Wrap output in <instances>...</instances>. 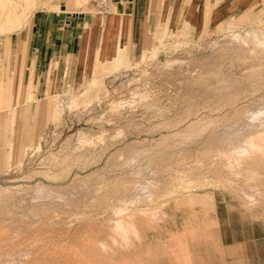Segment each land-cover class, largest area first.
<instances>
[{
	"label": "rangeland",
	"instance_id": "1",
	"mask_svg": "<svg viewBox=\"0 0 264 264\" xmlns=\"http://www.w3.org/2000/svg\"><path fill=\"white\" fill-rule=\"evenodd\" d=\"M46 1L35 0L34 15L60 13ZM95 1L76 10L95 12ZM34 15L13 33L31 32ZM178 29L158 24L137 57L120 50L122 65L97 66L85 80L69 67L56 93L39 100L34 130L30 115H11L14 151L0 189L48 191L20 192L9 207L0 199V264H248L239 246L221 242L218 203L230 239L252 240L259 254L254 247L250 258L264 256V154L244 155L264 133V47L247 36L264 31V19L217 34ZM13 33L0 34V53ZM3 63L0 54V71ZM50 101L59 120L46 118ZM33 209L48 211L37 218Z\"/></svg>",
	"mask_w": 264,
	"mask_h": 264
},
{
	"label": "crops",
	"instance_id": "2",
	"mask_svg": "<svg viewBox=\"0 0 264 264\" xmlns=\"http://www.w3.org/2000/svg\"><path fill=\"white\" fill-rule=\"evenodd\" d=\"M81 2L55 0L53 5L59 7L60 13L42 9L34 15L33 10L28 22L34 15L37 25L32 31L13 33L5 40L0 53L4 61L0 71V169L7 166L14 151L10 144L11 115L15 112L21 120L30 115L34 130L39 100L56 93L65 82L69 67L74 79L82 81L97 66L113 65L114 68L122 58L120 50L127 49L137 57L145 46L149 30L160 23L179 27L177 33L181 35L188 29L205 34L214 30L217 34L242 26L248 20L264 19V0H114L115 11L107 16L76 10V4ZM165 29L167 26L161 30ZM28 95L33 96V101L25 103ZM54 109L52 101L46 104L47 119H52ZM34 138L32 133L30 140ZM215 212L224 248L232 251L239 246L240 257H246L248 264H264V256L260 259L258 255L259 260H252L249 255L254 247L259 254L258 243L254 246L246 238L240 242L230 239L232 234L220 203L216 204ZM261 249L264 254V242ZM237 253L231 252V256L236 259Z\"/></svg>",
	"mask_w": 264,
	"mask_h": 264
},
{
	"label": "bare ground",
	"instance_id": "3",
	"mask_svg": "<svg viewBox=\"0 0 264 264\" xmlns=\"http://www.w3.org/2000/svg\"><path fill=\"white\" fill-rule=\"evenodd\" d=\"M83 1V0H82ZM85 1V0H84ZM35 2V0H0V34L1 35H4V34H10V33H13V32H15V31H18V30H20V29H22L23 27H24V25H26L27 24V22H28V19H29V17H30V15L32 14V8H33V6H34V3ZM33 10H35V8L33 9ZM227 28V27H226ZM218 32V31H217ZM166 33V32H165ZM163 35H164V30H161V31H159L158 32V37L159 38H164L163 37ZM247 36L248 37H250L255 43H256V45L257 46H261V47H264V31H256V30H253V31H251V32H248L247 33ZM121 62H123V60L122 59H120V60H118V62H117V64L115 65V67L117 66V65H119V64H121L122 65V63ZM120 65V66H121ZM125 65V64H124ZM114 67V68H115ZM118 70V69H117ZM116 70V71H117ZM104 73H106V74H108V70H106ZM94 75V74H93ZM92 75V76H93ZM93 79H94V77H93ZM93 79H89V81L90 80H93ZM97 80V79H96ZM95 80V81H96ZM92 82V81H91ZM93 82H94V80H93ZM92 82V83H93ZM124 83V82H123ZM97 83H95L94 85H96ZM86 85H89V84H87L86 83ZM93 85V84H92ZM123 85H125V84H123ZM122 85V86H123ZM127 85V84H126ZM90 86H91V84H90ZM90 86H89V88H90ZM125 87V86H124ZM97 88V87H96ZM121 88V87H120ZM119 88V89H120ZM88 89V88H87ZM86 89V90H87ZM99 89V88H98ZM125 89V88H124ZM115 92V91H114ZM113 92V93H114ZM77 93V92H76ZM107 93V92H106ZM112 94V93H111ZM30 95V94H29ZM28 95V97H29V99H33V96L31 95V96H29ZM107 96H113V95H110V94H106ZM117 95V94H116ZM97 96V95H96ZM77 97V96H76ZM110 98V97H109ZM113 98V97H112ZM77 99V98H76ZM111 99V98H110ZM99 100V99H98ZM97 100V101H98ZM74 101V100H73ZM76 101V100H75ZM100 101H102V100H100ZM85 102V101H84ZM96 102V101H95ZM106 102H107V100H106ZM246 102V101H245ZM249 102V101H248ZM74 103H76V102H74ZM93 103V102H92ZM84 105V104H83ZM93 105V104H92ZM78 106V105H77ZM91 106V105H90ZM109 107H110V110H112V111H116L117 112V107L118 106H116L115 105V102H110V104L108 105ZM75 107V106H74ZM236 107V106H235ZM55 119V120H59L60 119V112L58 111V109H57V106L55 107V109H54V114H53V117H52V119ZM192 123H194V122H191L187 127H190L191 125H192ZM191 128V127H190ZM80 139V138H79ZM91 140V136H90V138H88V137H86V138H84L83 139V142L84 143H86V142H89ZM249 143H248V146L246 145V147L248 148V150H246V152H244V155L245 156H253V155H263L264 154V133H259V134H254L253 136H251L250 138H249ZM80 141V140H79ZM248 142V141H247ZM41 148H42V146H41V141L39 142H37L36 143V145H35V150H36V152H40L41 151ZM136 151H137V149H136ZM244 151V150H243ZM141 152V151H140ZM142 154V153H141ZM119 156V155H118ZM133 156V155H132ZM135 156L136 155H134V157L133 158H135ZM141 156V155H140ZM256 156V157H257ZM129 157V156H128ZM127 157V158H128ZM111 158V157H110ZM130 158V157H129ZM133 158H131V159H126L127 160V162L125 163V165L126 166H131L130 164H131V160L133 159ZM252 158V157H251ZM115 159V158H114ZM135 160V159H134ZM241 162V161H240ZM136 163V162H135ZM124 165V166H125ZM133 166V165H132ZM123 167V166H122ZM130 168V167H129ZM139 172V171H138ZM137 175V174H136ZM94 177H95V175H94ZM100 177H101V175H100ZM99 177V178H100ZM103 177V176H102ZM91 178V177H90ZM96 178V177H95ZM94 178V179H95ZM88 179V178H87ZM102 179V178H101ZM91 180V179H90ZM89 181V180H88ZM106 181V180H105ZM144 181V180H143ZM89 183V182H88ZM139 183V182H138ZM84 186H86V185H84ZM18 187V186H17ZM5 188V187H4ZM14 188V187H13ZM88 188V187H87ZM145 188V187H144ZM9 189H10V187H9ZM8 189V191H6L5 190V192H2V190H3V188L2 189H0V192H2V193H0V199H1V202H3V204L4 205H8V203H10V205H11V202L10 201H14L15 202V200H14V197L16 196V195H18V193H20L22 190H16V191H12V190H9ZM16 189V187L14 188V190ZM20 189V188H19ZM140 190V189H139ZM141 190H142V188H141ZM145 190V189H144ZM46 191H48L47 189H46V187L45 186H43V185H41V184H38V185H36V186H34V187H32V188H29L28 190H24L23 192H21V193H24V192H26L27 194L28 193H30L29 195H31V196H29V197H32V198H39V197H44L47 193H46ZM151 192V191H150ZM213 193V192H212ZM25 194V193H24ZM148 194H150V193H148ZM153 194V193H152ZM210 195V194H209ZM24 196V195H23ZM135 196V195H134ZM151 196V195H150ZM212 196V195H211ZM22 197V196H21ZM26 197H28V196H25V198ZM24 198V199H25ZM135 198H137L136 196H135ZM148 198H149V195H148ZM3 200V201H2ZM4 201H6L7 202V204H6V202L4 203ZM13 203V202H12ZM16 203V202H15ZM133 203V202H132ZM13 206H14V204H13ZM12 206V207H13ZM7 207V206H6ZM8 207H9V205H8ZM11 207V206H10ZM14 208V207H13ZM48 210H41V209H39V210H36V209H33V210H31V212H32V214L35 216V217H40V216H42V217H44L43 216V214L45 215V213L47 212ZM216 220V219H215ZM218 222L216 221L215 222V224H217ZM214 224V223H213ZM116 225V224H115ZM218 225V224H217ZM213 226V225H212ZM115 228H117V227H115ZM118 229V228H117ZM133 231V230H132ZM134 232V231H133ZM194 232V231H193ZM131 234V233H130ZM185 234V233H184ZM195 234V233H194ZM116 235H118L119 236V233H117ZM132 235H134V234H132ZM131 235V236H132ZM210 236V235H209ZM121 237V236H120ZM134 238V237H133ZM199 238V237H198ZM123 239V238H122ZM130 240V239H129ZM138 240V239H137ZM222 240V239H221ZM123 241V240H122ZM131 241V240H130ZM130 241H129V243H130ZM139 241V240H138ZM193 241V240H192ZM131 244H132V242H131ZM156 244V243H155ZM135 246V245H134ZM179 246H180V244H179ZM188 246V245H187ZM132 247V246H131ZM182 247V246H181ZM135 248H136V246H135ZM128 249H130V248H128ZM127 249V250H128ZM133 249V248H132ZM129 251V250H128ZM136 252V251H135ZM151 252V251H150ZM147 253H149V252H147ZM153 253V252H152ZM159 254V253H158ZM171 254V253H170ZM142 255V254H141ZM141 255H140V258H141ZM135 256V255H134ZM151 256V255H150ZM184 256V255H183ZM189 256V255H188ZM142 257H143V255H142ZM186 258V257H185ZM188 258V257H187ZM138 260H139V258H137ZM148 260H147V262L148 261H150L149 260V258H147ZM152 259V258H151ZM154 259H155V257H154ZM190 259V258H189ZM137 260V261H138ZM181 260V259H180ZM187 260V259H186ZM185 260V261H186ZM142 260L140 259V262H141ZM158 261V260H157ZM179 261V260H178ZM183 261V260H182ZM187 261H191V259L190 260H187ZM139 262V261H138ZM139 262V263H140ZM146 262V261H145ZM146 262V263H147ZM138 263V264H139ZM141 264V263H140ZM148 264H149V262H148ZM186 264V263H185ZM190 264H192V262L190 263ZM197 264V263H196Z\"/></svg>",
	"mask_w": 264,
	"mask_h": 264
},
{
	"label": "built area",
	"instance_id": "4",
	"mask_svg": "<svg viewBox=\"0 0 264 264\" xmlns=\"http://www.w3.org/2000/svg\"><path fill=\"white\" fill-rule=\"evenodd\" d=\"M95 13L101 16H107L115 11L114 0H96L94 2Z\"/></svg>",
	"mask_w": 264,
	"mask_h": 264
},
{
	"label": "water",
	"instance_id": "5",
	"mask_svg": "<svg viewBox=\"0 0 264 264\" xmlns=\"http://www.w3.org/2000/svg\"><path fill=\"white\" fill-rule=\"evenodd\" d=\"M63 10H65V8L63 7Z\"/></svg>",
	"mask_w": 264,
	"mask_h": 264
}]
</instances>
